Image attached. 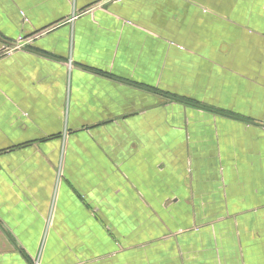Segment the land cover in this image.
<instances>
[{"label": "crops", "instance_id": "0c3cea01", "mask_svg": "<svg viewBox=\"0 0 264 264\" xmlns=\"http://www.w3.org/2000/svg\"><path fill=\"white\" fill-rule=\"evenodd\" d=\"M0 264H264V0H0Z\"/></svg>", "mask_w": 264, "mask_h": 264}, {"label": "built area", "instance_id": "2783aa9c", "mask_svg": "<svg viewBox=\"0 0 264 264\" xmlns=\"http://www.w3.org/2000/svg\"><path fill=\"white\" fill-rule=\"evenodd\" d=\"M18 41H19V43L17 42L18 44H22V40H18Z\"/></svg>", "mask_w": 264, "mask_h": 264}]
</instances>
